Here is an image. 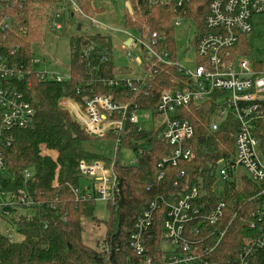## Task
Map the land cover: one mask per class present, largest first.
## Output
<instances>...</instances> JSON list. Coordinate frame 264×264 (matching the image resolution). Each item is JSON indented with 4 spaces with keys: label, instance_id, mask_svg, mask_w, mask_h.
Returning <instances> with one entry per match:
<instances>
[{
    "label": "trees",
    "instance_id": "1",
    "mask_svg": "<svg viewBox=\"0 0 264 264\" xmlns=\"http://www.w3.org/2000/svg\"><path fill=\"white\" fill-rule=\"evenodd\" d=\"M125 1L131 2L134 16L141 22L134 24L124 15L123 29L132 33L138 30L143 34V24L146 23L150 33L165 38L167 51L174 57L172 0L152 7L148 5L149 0ZM93 2L76 0L83 14L91 19L103 10H94ZM208 3L209 0H192L194 10L188 16L195 20L199 34L202 33V19ZM56 4L57 0H26L16 10L15 25L0 36V55L12 63L26 65L21 72V81L14 86L33 111L30 122L14 132L0 186L11 191L26 187L35 203L31 209L19 208L12 215L11 222L22 237L20 242L10 243L0 233V264H137L139 258L128 247V234L135 219L152 201L162 198L164 204H168L193 184L199 189V196L192 203V207L200 211L197 218L205 216L219 202L224 205L217 225L198 221L189 224L199 227L201 246L212 249L201 256V264H236L242 254L243 239L253 238L256 234L248 224L251 215L264 203V185L252 183L241 172L231 174L223 183L219 181L218 165L232 163L235 158L234 140L238 128L235 116L228 113L216 131L210 130V120L217 108V94L200 108L178 110L179 119L188 121L194 130L190 141L194 159L174 168L166 166L159 182H156L160 172L157 164L170 157L171 148L157 136V132L137 133L126 127L116 155L119 157L120 147L130 150L135 157L138 149L142 153L134 165L124 166L115 160L113 172L118 193L113 202L98 201L104 204L108 213L106 221H100L94 215L96 200H76L71 194L66 184L72 187L83 179L76 171L77 165L97 161L110 164L114 148L109 152V147H115L116 137L111 132L103 138L87 135L72 114L59 106V102L67 99L82 108L83 99L111 96L114 101L131 102L142 110L152 111L160 92L173 88L181 77L173 68L161 66L155 73L148 72L145 84L137 92L106 86L109 80L129 73L124 65L117 67L114 64L111 38L100 31L83 34L74 31L66 34L69 57L65 74L69 75V80L61 83L40 81L29 61L37 58V48L51 34L49 23ZM147 16L148 21L144 20ZM246 37L242 36L239 45L232 50L237 57L244 58L249 54ZM13 51L16 53L11 55ZM256 68L264 70L263 60ZM253 132L258 141V156L264 160V122H258ZM24 170L31 173L25 184L21 176ZM182 171L185 177L177 181L176 177ZM55 179L58 187L52 189ZM86 181L90 190L91 183L88 179ZM151 184V190L146 191ZM78 188L84 192L80 186ZM158 203L151 230L146 235V250L154 258L161 255V227L167 209L161 201ZM85 220L104 225L109 257L100 253L97 247L91 248L82 242ZM249 264H262L261 257L256 254Z\"/></svg>",
    "mask_w": 264,
    "mask_h": 264
},
{
    "label": "built area",
    "instance_id": "2",
    "mask_svg": "<svg viewBox=\"0 0 264 264\" xmlns=\"http://www.w3.org/2000/svg\"><path fill=\"white\" fill-rule=\"evenodd\" d=\"M163 1L165 0H149L148 5L152 7ZM25 2L26 0H0V36H4L15 25L18 18L16 10ZM172 2L173 26H179L183 20L190 18L188 8L192 0ZM124 7L126 16L133 20L134 12L130 1H125ZM53 10L49 23L52 32H61L66 23L76 17L89 21L95 31H113L86 17L76 0H57ZM262 14L264 0H209L202 19V33L193 39L195 59L192 61L184 58L181 63L167 51L162 35L150 32L140 34L138 30L136 33L124 29L116 30V33L123 36L119 47L123 58L127 60L129 73L109 80L106 86L137 92L145 84L148 72L155 73L161 66L173 68L181 79L170 90L160 92L152 111L142 110L131 102L114 101L111 96L83 99L82 108L78 103L67 99L59 102V106L69 109L74 120L87 135L103 138L111 132L116 137L113 161L110 164L97 161L80 162L77 165V173L90 181L91 189L84 188V192H81L78 181L72 187L66 184L76 200L114 201L118 190L113 165L118 160L117 147L128 126L137 133L157 132V136L171 148L170 157L157 164L160 172L156 182L163 179L166 166L174 168L179 163L192 161L194 155L190 141L193 139L194 130L188 121L179 119L178 110L200 107L209 102L214 94H217V108L210 120V130L216 131L228 113L235 116L238 128L234 140L235 158L232 163H221L217 171L219 181H227L231 174L238 171L245 174L252 183L264 185V160L258 156V141L253 132L258 122H264V70H258L255 65L248 64L232 51L239 45L241 37L251 32L252 17ZM15 53L13 51L11 55ZM132 54L135 55L134 59ZM182 63H192L193 67L187 69ZM29 65L36 70L40 81L61 83L69 80L68 74L49 69L42 59L33 58ZM25 66L12 63L0 55V176L6 173V153L13 143L14 132L24 128L33 115L32 108L14 86L21 81V72ZM136 153L129 165L137 164V157L141 156L142 151L138 149ZM30 175L27 170L21 173L24 184ZM184 177L182 171L176 178L177 181H182ZM51 186L52 189L58 187L57 179ZM151 188L152 184L146 191L149 192ZM198 196L199 189L196 185L187 186L182 195L168 204H164L162 198L152 201L135 219L128 234V247L139 258L137 264H201V256L212 252V249L201 248L199 227L189 224L198 221L211 226L217 225L223 215L224 205L219 202L205 216L197 218L200 211L193 208L192 203ZM158 201L167 209L161 227V255L154 258L146 250V235L151 230L153 216L159 208ZM33 206L35 203L26 187L11 191L0 186V223L5 225V237L10 243L14 242L13 232H16L15 225L11 222L12 215L19 208L31 209ZM251 218L248 227L256 231V234L253 238L243 239L242 254L236 264H249L256 254L264 264V203ZM224 232L220 234L219 240ZM164 244H168L172 251L167 253L163 249ZM95 247L100 253L110 256L104 239Z\"/></svg>",
    "mask_w": 264,
    "mask_h": 264
},
{
    "label": "rangeland",
    "instance_id": "3",
    "mask_svg": "<svg viewBox=\"0 0 264 264\" xmlns=\"http://www.w3.org/2000/svg\"><path fill=\"white\" fill-rule=\"evenodd\" d=\"M124 1L125 0H94L92 3V8L95 9H103L101 13H98L94 16L93 21H97L101 23L102 26L109 27L111 30L110 32L100 31L101 34H106L111 38L112 42V53L111 56L114 59V64L117 67L124 65L127 68V60L123 58V53L120 51L119 43L123 40V36L116 33V30L123 29V19L124 15L126 17V13L124 12ZM131 3V2H130ZM168 3V2H166ZM163 4V3H162ZM201 9H203L201 7ZM194 10V5L191 4L188 8V14L192 13ZM97 11V10H96ZM203 13V10L200 11ZM148 16L144 20L148 21ZM134 24L141 22L134 16V19L131 20ZM174 20V18H173ZM174 22V21H172ZM80 25L81 29L80 32L83 33H96L99 31H95L91 26L90 22L81 18L76 17L70 19L69 22L66 23L63 30L61 32H52L50 29V35L47 36L46 41L42 42L39 47L37 48V53L35 57L40 58L45 61L47 67L51 70L58 71L60 73L67 72V62L69 57V45L67 42V33H73L77 31V26ZM173 25V23H172ZM252 30L249 34H247L246 42L248 47V56L244 57L243 59L248 64L257 65L259 62L263 60L264 64V14L257 15L252 17ZM143 31L149 32V26L146 23L143 24ZM199 34V30L196 27L195 20L189 18L188 20H183L179 26H173V44H174V52L176 60L183 61L184 58L188 60L195 59V51L194 48L190 47L192 40ZM131 57L134 59L135 55L132 54ZM182 65L187 69H192V63ZM40 69V68H38ZM200 108V107H196ZM69 111V109H67ZM70 112V111H69ZM71 113V112H70ZM72 114V113H71ZM213 118V116H212ZM159 138H161L159 136ZM109 147V146H108ZM111 149L114 146L109 147ZM108 152V153H109ZM134 154L123 147L119 148V157L118 162L121 165L128 166L131 164L132 159H134ZM221 167V164L218 165V168ZM240 172L236 171L233 173L239 174ZM242 173V172H241ZM87 179L83 178L80 181L78 180L79 186L81 189L87 188L89 182L86 181ZM96 209H95V217L98 218L100 221H106L108 218V213L104 207L103 203L95 201ZM0 233H6L5 225H0ZM105 237V227L102 223H94L89 220L83 221V233H82V242L91 248H95L98 242H101ZM13 239L14 242L18 243L21 241L22 237L16 232H13ZM220 243V242H219ZM218 243V244H219ZM202 249L206 248V246L202 247ZM163 249L166 250L167 253L171 252L172 249L169 247L168 244L163 245Z\"/></svg>",
    "mask_w": 264,
    "mask_h": 264
},
{
    "label": "water",
    "instance_id": "4",
    "mask_svg": "<svg viewBox=\"0 0 264 264\" xmlns=\"http://www.w3.org/2000/svg\"><path fill=\"white\" fill-rule=\"evenodd\" d=\"M80 31V25L77 26V32ZM193 43H194V40H192L191 44H190V47L193 46ZM129 44V41L125 43V45L127 46Z\"/></svg>",
    "mask_w": 264,
    "mask_h": 264
},
{
    "label": "bare ground",
    "instance_id": "5",
    "mask_svg": "<svg viewBox=\"0 0 264 264\" xmlns=\"http://www.w3.org/2000/svg\"><path fill=\"white\" fill-rule=\"evenodd\" d=\"M77 117H79V115H77Z\"/></svg>",
    "mask_w": 264,
    "mask_h": 264
},
{
    "label": "crops",
    "instance_id": "6",
    "mask_svg": "<svg viewBox=\"0 0 264 264\" xmlns=\"http://www.w3.org/2000/svg\"><path fill=\"white\" fill-rule=\"evenodd\" d=\"M80 29H81V26H80ZM82 30V29H81Z\"/></svg>",
    "mask_w": 264,
    "mask_h": 264
}]
</instances>
